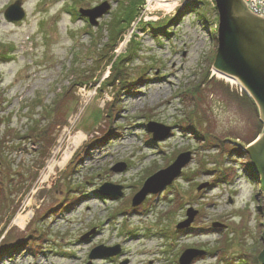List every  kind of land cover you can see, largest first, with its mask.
Masks as SVG:
<instances>
[{"label":"rangeland","instance_id":"rangeland-1","mask_svg":"<svg viewBox=\"0 0 264 264\" xmlns=\"http://www.w3.org/2000/svg\"><path fill=\"white\" fill-rule=\"evenodd\" d=\"M16 1L0 0V264H88L101 246L120 252L91 264H181L187 250H205L191 264H261L264 192L245 148L264 122L214 67V0H135L128 24L113 23L134 0H20L10 23ZM103 5L98 26L80 19Z\"/></svg>","mask_w":264,"mask_h":264},{"label":"water","instance_id":"water-1","mask_svg":"<svg viewBox=\"0 0 264 264\" xmlns=\"http://www.w3.org/2000/svg\"><path fill=\"white\" fill-rule=\"evenodd\" d=\"M216 9L219 14L218 30V53L215 62V69L225 75L239 80L249 96L259 107L262 122H264V18L259 17L247 10L242 0H215ZM108 7L101 6L90 10H81V14L90 19L91 24L97 25L98 19L107 14ZM251 14H250V13ZM254 15V16H253ZM25 14L21 8V2L17 1L10 6L5 17L9 21H21ZM157 125L150 123L148 131L155 133L154 140H164L169 136L157 135ZM252 146H247L245 151L253 161V166L258 174L261 183V190L264 192V134L256 139ZM245 147V146H244ZM190 160V154L186 153L167 169L159 171L152 178L148 179L142 191L137 194L133 206L137 207L149 194L161 193L174 179L181 174V165ZM125 168H113L116 171H123ZM159 188L152 187L154 184ZM113 185H104L102 191L112 196H122L121 188L113 191ZM196 212L188 213V220L178 225V228H187L193 222ZM264 244V233L262 236ZM120 248L99 247L92 251L90 259L107 258L117 255ZM204 251L187 250L181 258V264H191L194 258L203 255ZM259 261L264 264V249L259 256ZM91 264V263H89Z\"/></svg>","mask_w":264,"mask_h":264},{"label":"trees","instance_id":"trees-1","mask_svg":"<svg viewBox=\"0 0 264 264\" xmlns=\"http://www.w3.org/2000/svg\"><path fill=\"white\" fill-rule=\"evenodd\" d=\"M134 4H135V0L133 1V3L130 5H126L124 8H123V12L121 13L120 17H118L117 19L118 20H115V22L113 24H120V23H123L124 21H128L127 24L129 23V20L130 19H133V17L135 16V12L133 10V7H134ZM132 9V10H131ZM131 10V11H129ZM109 25H111V23H109ZM115 25H113L112 27H114ZM110 27L109 31H110V38H109V41L113 42V41H116L117 40V35H115V30L113 31V28ZM119 39V38H118ZM121 74V73H120ZM119 74V75H120ZM111 76H112V72H111ZM116 77V76H115ZM113 77V79H117Z\"/></svg>","mask_w":264,"mask_h":264},{"label":"built area","instance_id":"built-area-1","mask_svg":"<svg viewBox=\"0 0 264 264\" xmlns=\"http://www.w3.org/2000/svg\"><path fill=\"white\" fill-rule=\"evenodd\" d=\"M248 10L256 16L264 18V8L260 0H243Z\"/></svg>","mask_w":264,"mask_h":264},{"label":"bare ground","instance_id":"bare-ground-1","mask_svg":"<svg viewBox=\"0 0 264 264\" xmlns=\"http://www.w3.org/2000/svg\"><path fill=\"white\" fill-rule=\"evenodd\" d=\"M165 0H154V2L157 4L156 6L159 8V7H161V3L162 2H164ZM260 3H261V5L263 6V8H264V0H260ZM157 8V9H158ZM226 77H228V76H226ZM228 79H229V82H234V83H236V84H241V87H244L243 86V84L239 81V80H237V79H235L234 77H231V76H229L228 77ZM232 82V83H233ZM240 82V83H239ZM258 106V105H257ZM258 109H259V107H258ZM20 218H22V217H20ZM20 218L18 219V221L20 222L19 224H21V225H23V223H24V221L26 220V219H30V215H28V216H26V217H24V218H22L21 219V221H20Z\"/></svg>","mask_w":264,"mask_h":264}]
</instances>
